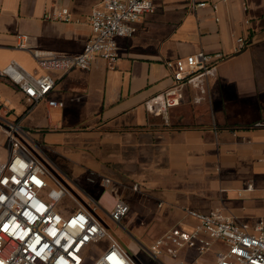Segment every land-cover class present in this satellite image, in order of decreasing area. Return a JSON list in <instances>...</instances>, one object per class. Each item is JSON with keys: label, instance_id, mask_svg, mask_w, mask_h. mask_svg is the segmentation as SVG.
I'll return each mask as SVG.
<instances>
[{"label": "crops", "instance_id": "1", "mask_svg": "<svg viewBox=\"0 0 264 264\" xmlns=\"http://www.w3.org/2000/svg\"><path fill=\"white\" fill-rule=\"evenodd\" d=\"M102 1L0 0V68L14 60L35 74L43 72L28 50L16 46L19 33L27 34L31 45L58 54L81 52L92 32L89 15ZM210 1L216 9L194 8L190 0H154L155 11L143 15L135 33L118 38L115 65L97 55L89 69L52 71L57 83L50 96L65 102L62 127L122 129L131 138L157 134L146 158L124 162V180L131 182L124 187L162 202L165 230L196 222L186 207L248 224L264 216V126H255L264 118V0ZM54 7H68L72 19L47 18ZM240 36L246 44L238 50ZM201 49L227 56L206 84L186 87L182 104L171 108L169 117L149 112L146 101L173 83L166 61ZM206 90L207 98L199 102ZM15 93L27 100L0 79V95L10 100ZM44 102L49 111L60 108ZM0 135L5 144L1 127ZM102 174L114 178L111 187L117 191L115 176Z\"/></svg>", "mask_w": 264, "mask_h": 264}, {"label": "built area", "instance_id": "2", "mask_svg": "<svg viewBox=\"0 0 264 264\" xmlns=\"http://www.w3.org/2000/svg\"><path fill=\"white\" fill-rule=\"evenodd\" d=\"M190 2L194 8L207 4L217 8L210 0ZM155 9L154 0H103L102 6L93 8L89 15L92 32L77 54L62 55L42 49L31 45L27 34H17L16 46L28 50L43 72L35 74L14 60L0 68V76L10 79L30 102L23 115L10 119L11 110L0 97V127L5 132L7 148V154L0 158V264H87L86 251L108 235V225L98 209L118 223L129 213V202L115 195L110 176L88 178L100 184L102 190L97 199L76 182L67 180L75 192L69 189L38 157L39 145L24 128L22 120L41 100L49 107L65 105L62 99L50 96L57 83L52 71L89 69L97 55L109 65H115L120 57L118 38L133 35L143 15ZM45 16L61 21L72 19L68 7H54ZM236 42L238 50L246 44L243 36ZM226 56L223 52L201 49L167 60L173 83L146 101L147 110L169 113L171 108L182 104L186 87L209 76ZM255 126H264V118L255 121ZM46 174L60 185L48 191L49 199L41 195L48 186ZM138 186V182L133 184L135 189ZM253 186L249 182L246 188L251 190ZM67 193L77 205L70 214L63 215L56 206ZM185 213L196 220L192 226H171L147 248L155 263L264 264V216L248 224L214 211L186 207ZM89 264L136 263L119 241L111 237L109 244Z\"/></svg>", "mask_w": 264, "mask_h": 264}, {"label": "rangeland", "instance_id": "3", "mask_svg": "<svg viewBox=\"0 0 264 264\" xmlns=\"http://www.w3.org/2000/svg\"><path fill=\"white\" fill-rule=\"evenodd\" d=\"M0 97L11 110L10 119L18 118L27 110L29 101L20 100L16 93L11 95L10 100H7L3 94ZM61 116L62 107L49 111L44 100L39 101L24 115L22 125L35 137L36 140L32 139L39 145L40 154L57 171L62 172L66 180L76 182L83 189L94 194L95 199L99 197L102 189L99 182H90L88 178L103 175L102 173L114 175L119 186L115 195L129 200L133 205L119 223L112 220L104 210L98 209V214L108 225V235L86 251L87 264L91 263L109 244L111 237L119 241L136 264H158L153 261L147 248L166 229L161 226L164 215L160 212L159 201L132 188H125L124 185L131 182H125L123 169L127 164L124 162L129 163V159L134 158L137 161L149 155L147 147L156 142L157 134L136 135L135 138L134 136L131 138L126 134L127 131L122 129L99 130L87 125L67 128L61 126ZM49 117H52L51 123ZM1 137L2 135H0V155L5 156L6 143L2 142ZM151 149L154 150V146ZM45 178L48 186L41 195L49 199L48 191L51 188H59L60 185L50 174H46ZM93 204L95 205L94 202ZM76 205L70 193H67L58 201L56 209L61 214L68 215ZM133 218L134 222H131Z\"/></svg>", "mask_w": 264, "mask_h": 264}, {"label": "water", "instance_id": "4", "mask_svg": "<svg viewBox=\"0 0 264 264\" xmlns=\"http://www.w3.org/2000/svg\"><path fill=\"white\" fill-rule=\"evenodd\" d=\"M0 79H4V80H6L7 82H9V83H11V84H13L15 87H17L10 79H8V78H6V77H2V76H0ZM198 82H201V83H204V84H206V77H204V78H200V79H198L197 81H195L193 84H196V83H198ZM204 89H205V86H204ZM207 96H208V93H207V90H206V94L204 95V96H202V97H200L199 99H198V101L199 102H201L202 100H205L206 98H207ZM161 111H158V113H160ZM164 114L166 115V117H169V113H165L164 112ZM37 155H38V157L48 166V168L69 188V189H71L72 191H74L73 190V188L69 185V183L67 182V180H66V178L63 176V174H62V172H60V171H57L54 167H53V165L45 158V157H43L42 155H40V154H38V153H36ZM75 192V191H74ZM103 221V220H102ZM104 223H105V221H104ZM106 224V226H107V223H105Z\"/></svg>", "mask_w": 264, "mask_h": 264}]
</instances>
